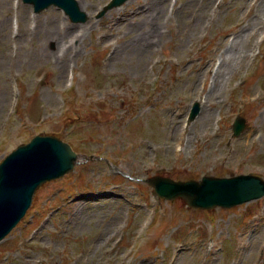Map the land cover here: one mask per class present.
Listing matches in <instances>:
<instances>
[{
  "label": "rangeland",
  "instance_id": "obj_1",
  "mask_svg": "<svg viewBox=\"0 0 264 264\" xmlns=\"http://www.w3.org/2000/svg\"><path fill=\"white\" fill-rule=\"evenodd\" d=\"M76 1L83 23L0 0V162L36 135L79 156L35 192L0 242V264H264V197L201 211L157 199L145 182L264 178V0H162V36L146 51L137 43L159 0H127L101 17L109 0ZM236 116L246 126L233 137Z\"/></svg>",
  "mask_w": 264,
  "mask_h": 264
},
{
  "label": "water",
  "instance_id": "obj_2",
  "mask_svg": "<svg viewBox=\"0 0 264 264\" xmlns=\"http://www.w3.org/2000/svg\"><path fill=\"white\" fill-rule=\"evenodd\" d=\"M123 1L117 0L118 3ZM34 3L38 5L37 0ZM51 4L65 9L74 21L82 19L76 13L73 0H43L36 9ZM235 127L238 134L242 126L236 124ZM75 158L66 143L53 137H35L4 159L0 164V240L24 216L36 188L71 170ZM150 182L160 195L182 197L196 208L231 207L264 195V181L251 176L204 177L200 183L174 182L167 178H154Z\"/></svg>",
  "mask_w": 264,
  "mask_h": 264
},
{
  "label": "bare ground",
  "instance_id": "obj_3",
  "mask_svg": "<svg viewBox=\"0 0 264 264\" xmlns=\"http://www.w3.org/2000/svg\"><path fill=\"white\" fill-rule=\"evenodd\" d=\"M164 12V6H163V3H162V0H159L157 3H155L151 9H150V12H149V15L148 17L151 18V23L147 26H143L144 30H146L143 35H141V43L138 42V49H142L144 51L146 50H151L152 47L154 46L153 44V38H159L162 36V32L160 31V28H159V25H158V21H159V18L160 16L163 14ZM149 27H151L150 30H147ZM58 32H59V29L56 28L54 29V32L51 33L49 32V38L50 40L52 38H54L56 36V38L58 37ZM64 36V35H63ZM63 36H61V39L63 38ZM55 38V39H56ZM54 39V40H55ZM138 41V39H137ZM68 49L67 48L64 52V54L61 56L60 54V50H57V61L60 63V69H63L64 67V63L66 62V59H64L65 55H66V52H68ZM235 55H236V52H233V51H230L227 55L228 57V63H227V67H229V65L232 63L230 61H232L234 58H235ZM67 65V64H65ZM223 67H226V64L224 63V66ZM204 71V70H203Z\"/></svg>",
  "mask_w": 264,
  "mask_h": 264
}]
</instances>
